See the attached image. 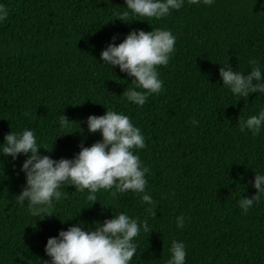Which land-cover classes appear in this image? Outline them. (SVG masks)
Segmentation results:
<instances>
[{
	"label": "trees",
	"instance_id": "1",
	"mask_svg": "<svg viewBox=\"0 0 264 264\" xmlns=\"http://www.w3.org/2000/svg\"><path fill=\"white\" fill-rule=\"evenodd\" d=\"M0 3L8 8L0 22V142L10 128H32L51 147L39 152L71 158L78 144L100 139L83 123L89 114L121 112L144 135L145 147L133 151L148 168L146 191L157 201L149 215L139 193L100 189L91 204L86 189L62 184L60 198L34 213L15 200L24 157L0 155V264H43L47 237L121 211L150 228L135 238L129 264H163L173 238L185 244V264H264V198L247 213L237 204L256 191L253 169L264 172V128L253 136L238 120L264 107V95L233 96L218 76L226 60L246 71L248 59L258 57L264 70V0L185 4L160 20L119 15L124 0ZM151 26L169 29L176 40L168 64L157 66L162 90L138 106L123 96L132 78L100 62L99 53L112 36L118 43L130 29ZM62 112L70 122L60 129ZM182 214L186 222L177 228Z\"/></svg>",
	"mask_w": 264,
	"mask_h": 264
},
{
	"label": "clouds",
	"instance_id": "2",
	"mask_svg": "<svg viewBox=\"0 0 264 264\" xmlns=\"http://www.w3.org/2000/svg\"><path fill=\"white\" fill-rule=\"evenodd\" d=\"M213 3L214 0H124L125 8L119 15L131 14L136 19L160 20L185 4ZM7 16L8 8L0 3V22ZM115 40L114 35L101 49L100 62L110 69L117 66L121 72L132 78L131 86L123 90V96L128 102L143 106L150 94H157L162 90L157 66L168 64L176 37L167 28L151 26L149 31L130 29L118 43H114ZM226 61L219 62L218 76L222 85L233 96L245 98L253 92L264 95V70L258 57L248 59L249 67L246 71L237 70ZM24 115L27 116L28 113L25 112ZM69 122L63 112L57 118L60 129ZM83 123L88 133L99 131L100 139L88 146L78 144L79 151L71 158L53 159L50 155L39 152L40 148L50 152L51 147H45L32 128H21L19 131L10 128L4 134L0 142V155L5 159L10 158L11 161H15L18 155L24 157L19 169L24 175V184L15 195L16 202L26 204L34 213L39 212L43 210L41 206H51L53 200L60 198L59 188L64 184L72 185L77 191L86 189V199L91 204L98 201L95 194L100 189L111 190L113 196L126 191L139 193L140 201L146 205L148 214L155 215L157 201L146 191L145 174L148 168L142 165L138 153L133 151L145 147L140 128L130 121L128 115L108 108L101 115L89 114ZM190 123L197 125L198 121L193 118ZM238 125L241 132L247 129L253 136L258 135L264 128V107H259L255 114L240 118ZM59 133L64 132L57 134ZM0 162L3 163L2 160ZM253 171L254 176L250 183L256 190L255 193L251 197L241 195L237 200L244 213L248 212L254 202L259 203L264 198V172ZM65 219H61V222ZM185 222L186 215L176 216L177 228H182ZM141 231H150L146 220L123 211L116 214L112 212L102 223L93 221L92 225H88L78 220L69 224L66 229H59L56 235L47 237L43 250L49 259L42 262L129 264L137 250L135 238ZM168 253L163 264H185L186 247L183 241L171 239Z\"/></svg>",
	"mask_w": 264,
	"mask_h": 264
}]
</instances>
